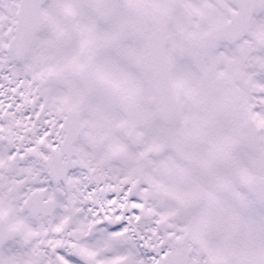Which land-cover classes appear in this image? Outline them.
Returning a JSON list of instances; mask_svg holds the SVG:
<instances>
[{"label":"snow or ice","instance_id":"1","mask_svg":"<svg viewBox=\"0 0 264 264\" xmlns=\"http://www.w3.org/2000/svg\"><path fill=\"white\" fill-rule=\"evenodd\" d=\"M0 264H264V0H0Z\"/></svg>","mask_w":264,"mask_h":264}]
</instances>
